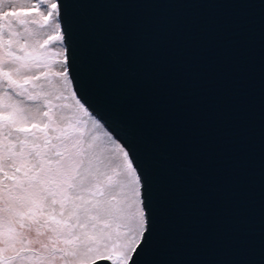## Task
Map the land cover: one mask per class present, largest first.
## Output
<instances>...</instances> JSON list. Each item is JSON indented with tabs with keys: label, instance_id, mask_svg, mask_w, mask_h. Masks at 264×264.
Instances as JSON below:
<instances>
[{
	"label": "water",
	"instance_id": "1",
	"mask_svg": "<svg viewBox=\"0 0 264 264\" xmlns=\"http://www.w3.org/2000/svg\"><path fill=\"white\" fill-rule=\"evenodd\" d=\"M82 95L131 146L137 264H264V0H67Z\"/></svg>",
	"mask_w": 264,
	"mask_h": 264
},
{
	"label": "snow or ice",
	"instance_id": "2",
	"mask_svg": "<svg viewBox=\"0 0 264 264\" xmlns=\"http://www.w3.org/2000/svg\"><path fill=\"white\" fill-rule=\"evenodd\" d=\"M67 0H0V264H137L138 158L82 95Z\"/></svg>",
	"mask_w": 264,
	"mask_h": 264
}]
</instances>
